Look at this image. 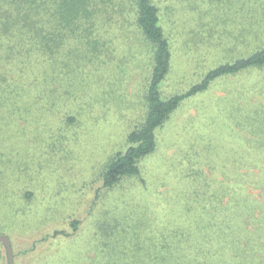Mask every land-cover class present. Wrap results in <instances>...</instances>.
<instances>
[{"label": "rangeland", "instance_id": "rangeland-1", "mask_svg": "<svg viewBox=\"0 0 264 264\" xmlns=\"http://www.w3.org/2000/svg\"><path fill=\"white\" fill-rule=\"evenodd\" d=\"M156 1L167 4L180 44L163 83L166 91H184L210 68L264 46V0ZM128 43L124 65L131 78L125 82L121 74L116 86L95 74L91 87L80 86L86 98L81 107L89 108L78 112L77 102L58 104L55 113L33 108L27 118L4 109L7 121L0 131L9 126L17 135L0 146L20 151L17 165L1 162L5 172L11 167L6 179L18 170L0 196V236L10 237L14 264H179L169 253L164 259L162 237H100L101 222L113 215L146 236L180 224L186 215L198 218L207 202H197L199 194L209 200L216 179L225 178L222 165L233 172V159L245 153L248 111L263 122L264 66L218 77L184 100L159 129L157 149L140 162L145 182L125 177L103 188L100 167L109 154L126 147V134L142 106L147 56L135 41ZM104 61L112 73L108 58ZM102 92L107 109L99 101ZM70 110L78 115L72 123L66 119ZM240 169L246 171L243 165ZM0 243V264H9L7 247Z\"/></svg>", "mask_w": 264, "mask_h": 264}, {"label": "trees", "instance_id": "trees-1", "mask_svg": "<svg viewBox=\"0 0 264 264\" xmlns=\"http://www.w3.org/2000/svg\"><path fill=\"white\" fill-rule=\"evenodd\" d=\"M171 22L167 4L156 0H0V124L7 121L4 109L24 116L33 108L55 113L58 104L64 103L77 102L78 112L89 108L81 107L86 98L80 86L91 87L95 74L108 77L109 85L116 86L121 74L125 82L131 78H126L124 51L132 39L147 56L141 111L126 134V147L109 154L99 173L106 189L125 177L145 182L140 162L157 149L159 129L184 100L203 92L218 77L264 66L263 46L245 58L210 68L186 91H166L165 79L180 45ZM104 58L112 73L104 66ZM115 75L117 81H111ZM100 97L107 109L103 92ZM259 111L263 122L251 110L246 114L250 127L243 128L245 153L233 159V172L222 165L225 178L216 179L218 186L209 200L199 194L197 202H207L198 218L186 215L180 224L151 230L145 236L135 224H120V218L111 215L101 222L100 237H162L164 259L169 253L179 264H264V110ZM77 116L70 110L67 122H75ZM2 129L6 130L0 131V141L15 138V128ZM1 149L0 196L10 177L18 175L17 170L6 179L11 167L5 172L1 162L17 165L20 156L17 149ZM192 208L187 207V212ZM72 225L78 229L77 221ZM156 257L163 259L160 254Z\"/></svg>", "mask_w": 264, "mask_h": 264}, {"label": "water", "instance_id": "water-1", "mask_svg": "<svg viewBox=\"0 0 264 264\" xmlns=\"http://www.w3.org/2000/svg\"><path fill=\"white\" fill-rule=\"evenodd\" d=\"M0 242H4L7 247L9 264H14V254L10 237L7 235L0 236Z\"/></svg>", "mask_w": 264, "mask_h": 264}, {"label": "crops", "instance_id": "crops-1", "mask_svg": "<svg viewBox=\"0 0 264 264\" xmlns=\"http://www.w3.org/2000/svg\"><path fill=\"white\" fill-rule=\"evenodd\" d=\"M193 84V83H192ZM192 84H190V85H188V87L184 90V91H186ZM177 91H179V90H177ZM181 92H183V91H181ZM187 100V99H186ZM183 104H184V102L182 103V105L181 106H183ZM180 106V107H181ZM174 115V114H173Z\"/></svg>", "mask_w": 264, "mask_h": 264}]
</instances>
